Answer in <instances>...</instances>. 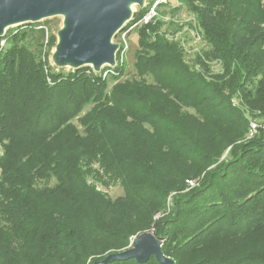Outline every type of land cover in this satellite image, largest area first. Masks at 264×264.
I'll use <instances>...</instances> for the list:
<instances>
[{"label":"trees","instance_id":"obj_1","mask_svg":"<svg viewBox=\"0 0 264 264\" xmlns=\"http://www.w3.org/2000/svg\"><path fill=\"white\" fill-rule=\"evenodd\" d=\"M198 1L192 12L206 49L188 64L178 43L142 25L147 52L137 53L132 78L122 79V65L108 78L88 65L52 67L41 54L56 35L38 22L0 37V264L27 250L26 264H84L93 254L89 237L124 239L152 222L174 264H264V136L231 148L224 164L216 156L247 127L233 93L264 116V0ZM30 32L39 35L37 52L24 44ZM212 59L223 75H205ZM189 117L200 118L206 136ZM181 162L218 164L184 191ZM95 182H119L123 194L111 198ZM223 236H241L245 247L215 249ZM106 264L160 263L151 255Z\"/></svg>","mask_w":264,"mask_h":264},{"label":"rangeland","instance_id":"obj_2","mask_svg":"<svg viewBox=\"0 0 264 264\" xmlns=\"http://www.w3.org/2000/svg\"><path fill=\"white\" fill-rule=\"evenodd\" d=\"M152 1L153 0H144V4L146 3V5L149 6L152 3ZM165 2L166 3L158 4L157 13L152 17L151 21L148 22L150 23V25L147 26L146 30L152 31L153 34L156 32L161 33L167 39H170L173 42L178 43L181 49L183 50L184 60L188 64H190L192 60H194L196 54L199 55L201 53L200 52L201 50L206 49V43L203 40V36H204L203 30L201 26L196 22L194 12H192L193 7L198 5L199 1L193 0L190 5L182 4L178 2V0H166ZM144 4L143 6H138V5L132 6V16L130 20L125 23L126 25L124 24L125 27L124 29H122L123 31H120V33H116L115 36L113 37V42H116L119 47V49L115 54L114 64L116 65V68L122 65L123 69L125 70L122 79L136 77L135 68L133 67V63L135 61L136 55L137 53L140 52L141 53L147 52L146 49H144L141 45L142 39L140 38V34H139V30L141 26L145 24L136 25L129 32H127L125 36H123V34H125L126 30L128 29L126 27H128L133 21L139 18V17H135L134 15L135 12L138 11V8H143V7L146 8ZM37 22L46 25L48 27L49 30V33H47L48 35L50 33L56 35L57 30L61 27L62 24V17L53 16L46 19H42ZM16 26H10L7 29L8 30L15 29ZM261 27H262L261 29H263L264 24H262ZM153 34L152 35L150 34V36L148 35L149 39L151 37L153 38ZM38 39H39V35L36 32H30L29 36L24 41V44H26L29 47V49L33 50L34 52H37ZM125 44H127L128 49H126L122 53L121 49ZM2 46H4V44L2 45L0 43V48ZM53 48L54 45L51 46L50 48L48 46H43L42 54H41L42 57L44 58L43 55L47 54V60L52 67L64 68V70L66 71L68 69H72L69 66L58 67L53 63L51 57ZM262 52H264V45L262 46ZM204 62L207 68L206 69L207 73H205L206 76L218 77L220 75H223L224 65L220 60L212 59V60H205ZM195 67L199 68L198 65ZM111 84H112V80L109 79L108 87H110ZM248 87L252 89V87L254 86H248ZM241 94L242 91H237L231 95L230 99L233 105L238 106L244 112V115L247 120V127L244 128L245 130L243 131H239L234 134H231L232 137L231 143L224 150L221 149L220 152L216 155V156L219 155L217 159L220 165L226 163L227 160L229 161L233 158V156L230 155L231 148L236 149V152H238L244 145L249 144L250 139H252L254 136H257L259 133L263 134L264 136V116L260 115L259 111L251 109L250 105H248L245 101H242ZM176 103L178 104V102ZM180 111L181 112L186 111L192 115L194 114V112L191 109L185 107L180 108ZM178 115L180 116L179 111H178ZM184 121L188 122L189 125L198 128V124L200 123V118L193 119L189 117V119L184 118ZM250 124H255L256 126L255 133L250 131ZM200 130L201 133L204 136H206L207 129L201 128ZM216 146L219 147L218 145ZM2 149L3 148L0 145V154ZM215 164L206 166L204 168L202 166H196L191 163L182 164L181 162L180 164H178L177 166L179 168L187 170L188 171L187 174H189L187 176L188 179H186L184 182L188 187L184 189V191L194 186L195 187L200 186L202 184L204 174L205 173L207 174V172L211 173L215 169H217V164L216 165ZM187 180H192L194 184L189 186ZM88 181L91 182V179H89ZM94 184L96 185L97 189L102 190L111 198H115L123 194V190L119 182H112L109 184V186H103L98 182L97 183L95 182ZM170 206L171 203L169 196L167 207L169 208ZM166 212H168V209L166 210ZM157 213L159 212L157 211ZM132 224H134V222ZM138 226L135 227L136 231H134L133 233H124L126 239L125 238L101 239L97 237L96 238L89 237L88 242L90 243L93 254L91 258L85 260L84 264H94L96 261L102 260L108 254L121 252L131 248L133 245L132 243L137 237V235L143 231H152L154 233L153 231L154 222L150 223V226L148 227L144 226L143 228L142 226H140L141 229H138ZM240 237L241 236L231 238L229 236H223V238H221L218 242L216 241L212 246H214L215 249L224 248L223 250H226L230 253L238 252L243 247H245L243 244L246 241V239H242V237L241 238ZM30 251L31 250H27L25 251V254H21L19 256L13 255L11 257L10 263L8 264H26L25 260L27 261L28 260L27 258L31 256L29 255ZM33 256L34 255H32V257ZM188 257H187L188 259H186L187 261L191 260L193 256H188ZM45 259H47L49 263L52 264H68L64 257H59V259H57L56 257L45 258Z\"/></svg>","mask_w":264,"mask_h":264},{"label":"water","instance_id":"obj_3","mask_svg":"<svg viewBox=\"0 0 264 264\" xmlns=\"http://www.w3.org/2000/svg\"><path fill=\"white\" fill-rule=\"evenodd\" d=\"M143 4L144 0H0V37L10 26L61 16L53 63L73 69L88 65L98 72L105 65H114L118 44L113 37L130 20L132 6ZM163 241L152 231H143L131 248L108 254L94 264L130 258L145 263L151 255L160 264H174L162 252Z\"/></svg>","mask_w":264,"mask_h":264},{"label":"built area","instance_id":"obj_4","mask_svg":"<svg viewBox=\"0 0 264 264\" xmlns=\"http://www.w3.org/2000/svg\"><path fill=\"white\" fill-rule=\"evenodd\" d=\"M166 0H153L152 3L147 6L146 3L144 4V6H146V10L142 13V15L136 19L135 21H133L128 27L125 34H123V36L126 35L127 32H129L132 28H134L136 25L138 24H146L148 23L149 21H151L152 17L157 13V7H158V4H162V3H166L165 2ZM126 25V24H125ZM124 27V26H123ZM124 29V28H122ZM120 30V31H123V30ZM120 31L118 33H120ZM47 28H45V33L47 35ZM45 42H46V37H45ZM0 43L3 45L4 44V40H1ZM119 49V47H118ZM128 49V46L127 44H125L121 51L122 53ZM96 72V71H95ZM97 73H100L102 77L104 78H108V77H111L113 75H115L117 73L116 71V65H105L103 67L100 68V70L97 72ZM250 131H252L253 133L256 132V126L255 124H250ZM187 183L189 186L193 185L194 183L192 182V180H187Z\"/></svg>","mask_w":264,"mask_h":264}]
</instances>
